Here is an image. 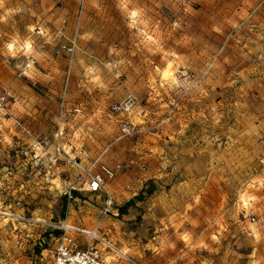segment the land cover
I'll return each mask as SVG.
<instances>
[{"label":"rangeland","instance_id":"374dc122","mask_svg":"<svg viewBox=\"0 0 264 264\" xmlns=\"http://www.w3.org/2000/svg\"><path fill=\"white\" fill-rule=\"evenodd\" d=\"M252 37L264 39V0H0V119L29 105L0 163L29 171L43 166L36 149L59 143L79 157L104 152L131 195L100 225L120 255L264 264V107L252 87L264 85V43ZM127 97L130 111L115 112ZM10 185L0 184V264H51L58 233ZM55 187L44 191L52 211Z\"/></svg>","mask_w":264,"mask_h":264},{"label":"crops","instance_id":"0c3cea01","mask_svg":"<svg viewBox=\"0 0 264 264\" xmlns=\"http://www.w3.org/2000/svg\"><path fill=\"white\" fill-rule=\"evenodd\" d=\"M250 39L251 40H249L250 41L249 45L258 43V41L260 40L261 41L263 40L262 43H264V39H259V37H255V38L252 37ZM249 49L250 52L253 53L259 51V49L255 46H251L249 47ZM239 73H250L247 74L250 77L253 76L254 74H258V75L262 74V73H254V71L249 70V68L242 69L238 71V74ZM252 87L258 90V97H259L258 105L263 108L264 85L255 84ZM28 109H29V105H27V107H19L17 105H13L12 103L10 105V108H7V111H9L10 113L9 118L0 119V145L7 146L11 142L10 140H12L13 137H16L17 135L24 136L25 134L24 128L21 126V124L16 119V117L19 116L18 112L20 114L26 113L25 111H27ZM259 126H260L259 121L254 120V122L252 123V129L258 131L257 128H259ZM1 128H3L5 132L8 131L12 132L13 135H11L10 138L8 137L9 141H7V136L4 135V131L2 132ZM55 137L57 138L56 134ZM57 139L60 140V138ZM64 147L63 149L65 150ZM54 149H55V145L51 147L49 151H46L43 155H41L42 152L39 149H36L35 155L42 157L43 166L41 165L42 167L41 166L37 167V165L31 164L29 171H27L26 169V172H24L23 169L19 170L17 168H9V169H7L6 167L4 168L2 166V163H0V184L3 183V181L11 184L10 188H12V190L14 189L12 194L14 195L16 192L17 196L14 195V197H16L17 201L21 202L22 204L21 206L24 207V210L31 217L36 219L41 218L43 220L46 219L48 222H52L53 224L65 223L74 228L90 230L96 226V222L100 217V212L103 206V199H102L103 197L99 194L95 195V194H89L86 191H81L80 184L75 182L76 172L74 171V169L63 161L52 162L51 157L53 156L52 152ZM263 149L264 146L262 148V151ZM66 152L69 154L70 149L68 148V151ZM101 153L102 152L96 153L91 156L87 155L84 157L83 155L82 157H79L80 153H74V154L71 153L69 155L78 158L80 161L84 163H89L94 159H96ZM0 154H1L0 158L4 157L3 152H0ZM102 157L100 159V162H102L106 166H109L108 164L105 163L104 158ZM7 171L9 177L3 176V173ZM126 176L127 174H123L122 176L120 175L118 178L116 177L113 181H111L108 184L109 193L114 208L118 207L121 204L122 200H124L125 198L126 199L130 198L131 196V195L129 196V192H128L129 191V188L127 186L128 182L124 181L128 179V177ZM4 178L6 181L4 180ZM53 182H57V183L53 184ZM66 184L74 185L75 187V191L73 194L74 199L72 201H68L66 197L63 195V191L65 190ZM55 185H57V187L55 188L59 189L58 191L59 193L56 194V196H58L57 205H60V207L62 206L61 208H63L64 210H62L60 207H58V209H55L54 211L50 209L51 208L50 205L53 203V201L56 202L55 200L56 198L50 200L49 197H46L50 193L46 194V192L44 191ZM18 195L20 198H17ZM20 202H17V205H19ZM37 204L38 205L41 204V206H38ZM40 209H42V211Z\"/></svg>","mask_w":264,"mask_h":264},{"label":"built area","instance_id":"2783aa9c","mask_svg":"<svg viewBox=\"0 0 264 264\" xmlns=\"http://www.w3.org/2000/svg\"><path fill=\"white\" fill-rule=\"evenodd\" d=\"M131 97L125 98L123 103L115 105L113 110L115 112L123 111L127 113L133 107ZM63 102L60 105V115L62 117ZM122 135L129 134L128 125L120 123ZM62 127L58 126L56 136L58 138L62 135ZM102 152L96 159L89 163H84L76 157L70 156L59 143L51 157L52 162L63 161L74 169L76 172L75 182L80 184L81 191H86L89 194H99L103 198V206L100 212V217L96 222V226L92 229H79L71 227L65 223L49 224L48 227L56 231L58 234L54 239V243L49 250L51 264H107L105 253H113L120 255L113 246L102 238L100 234V225L103 219L111 214L113 207L112 200L109 193L108 184L113 181L121 172V167L116 165L109 167L100 162ZM37 164L41 165V158L36 159ZM260 164L264 165V149L261 154ZM74 185H67L63 191V195L68 201L74 199ZM250 222H254L253 216H249ZM124 260L128 264H139L124 255Z\"/></svg>","mask_w":264,"mask_h":264},{"label":"bare ground","instance_id":"6f19581e","mask_svg":"<svg viewBox=\"0 0 264 264\" xmlns=\"http://www.w3.org/2000/svg\"><path fill=\"white\" fill-rule=\"evenodd\" d=\"M9 215V214H8Z\"/></svg>","mask_w":264,"mask_h":264}]
</instances>
